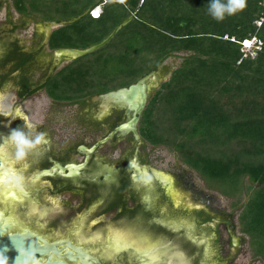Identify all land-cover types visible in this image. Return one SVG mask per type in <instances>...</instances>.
I'll list each match as a JSON object with an SVG mask.
<instances>
[{"label":"trees","instance_id":"16d2710c","mask_svg":"<svg viewBox=\"0 0 264 264\" xmlns=\"http://www.w3.org/2000/svg\"><path fill=\"white\" fill-rule=\"evenodd\" d=\"M98 1L12 0V6L21 15L61 22L83 15ZM207 3L106 0L99 18L88 14L55 29L50 44L85 49L133 15L93 53L112 73L111 79L98 72L95 77L110 82L96 85L93 74L75 70L78 58L51 76L46 90L55 102L80 103L128 87L159 71L170 57H180L149 99L139 133L148 144L172 151L208 190L232 199L233 209L241 208L239 230L254 258L264 261V0H245L243 10L219 22L207 14ZM253 37L261 48L244 56L242 42Z\"/></svg>","mask_w":264,"mask_h":264},{"label":"flooded vegetation","instance_id":"af4514ba","mask_svg":"<svg viewBox=\"0 0 264 264\" xmlns=\"http://www.w3.org/2000/svg\"><path fill=\"white\" fill-rule=\"evenodd\" d=\"M1 4L0 12L3 0ZM11 7L14 9L6 3L0 22V99L14 101L7 111L0 109V226L7 229L5 234L36 233L46 250L35 254L39 263L233 262L245 239L237 231L238 223L232 221L239 208L226 213L214 193L192 181L188 169L178 173L151 167L143 156L145 141L133 133L114 134L88 151L127 119L126 109L113 108L98 119L93 96L80 103H62L84 107L86 127L104 131L103 135L90 143L76 135L77 139L53 145L45 131L46 121L35 127L46 133L48 143L24 160H16L8 135L24 121L30 123L27 103L48 97V80L62 69L63 62L54 58L56 49L50 44L55 29L48 35L46 21L21 15L15 9L14 20ZM29 28V34L21 33ZM137 129L139 133V124ZM108 154H116L115 159ZM13 176L22 180L13 182ZM15 185L21 188L16 190ZM126 227H138L150 238L159 249L158 262L130 250L111 254L113 229ZM175 252L183 254L182 262L174 257Z\"/></svg>","mask_w":264,"mask_h":264},{"label":"water","instance_id":"95a60500","mask_svg":"<svg viewBox=\"0 0 264 264\" xmlns=\"http://www.w3.org/2000/svg\"><path fill=\"white\" fill-rule=\"evenodd\" d=\"M101 4L102 3L100 0L91 7H89L83 15L67 21H46L45 25L47 26V34L49 35L54 29L79 20L81 17L88 15L91 10L97 8ZM133 18V15L129 16L119 26H117L105 39L95 45H92L85 49L69 47L58 48L54 51L53 56L57 61H62L63 63L66 61L68 63L85 55L91 54L107 45L124 26H126L129 22L132 21ZM168 76L169 74L167 72L166 67H161L159 71L149 72L147 75L141 77L137 82L129 85L128 87H122L100 95L93 96L91 100L93 102L98 103L99 109L96 118L102 119L104 116L108 115L113 108L126 109L128 111V117L125 121L121 122L118 126H116L113 132H111L104 139L100 140L96 145L88 149V151L92 152L93 150H95L97 145L107 142L110 138L113 137L114 134L117 133H133L135 138L140 140L141 135L138 133L137 126L139 124L143 111L145 110L149 99L151 98L155 89H158L161 84L168 78ZM13 103L14 101L12 102L9 98H1L0 109L7 111ZM82 149L85 150L86 148L82 147ZM208 192L214 193L212 191ZM214 195L217 199V202L219 203L218 205L220 206V208L223 209L226 213H228L221 197L216 193H214ZM6 232L7 229L0 226V260L4 261L5 264H35V262L37 261L34 257L35 254H43L46 252V250H44L39 244L37 239L39 238V236L36 233L27 231L22 234L17 233L15 235L8 236L5 234ZM243 238H245V236H243ZM245 242L246 238L240 246L239 252L241 251ZM39 264L64 263H54L48 261V263Z\"/></svg>","mask_w":264,"mask_h":264},{"label":"rangeland","instance_id":"374dc122","mask_svg":"<svg viewBox=\"0 0 264 264\" xmlns=\"http://www.w3.org/2000/svg\"><path fill=\"white\" fill-rule=\"evenodd\" d=\"M3 9L0 12V22L4 19L5 13H6V3L9 5H12V0H3ZM14 8V7H13ZM11 14L14 20L17 19V14L11 7ZM32 30V28L27 29V32H21L23 35L29 34V32ZM20 33V34H21ZM81 43V41H80ZM83 44V43H81ZM94 53V52H93ZM88 54L83 57H80V59L75 62L72 66L73 68H78V72L82 73H91L92 78L96 80V85H104L105 83H109V81H106L107 78L111 77V71L110 68L104 69L101 63L98 62L97 54ZM96 55V56H95ZM181 62L180 57H170L166 60L164 65L162 67H166L167 72L169 74L168 78L171 76V73L174 69H176ZM69 63V62H68ZM66 61L62 64V66H65L68 64ZM61 66V67H62ZM74 70V69H73ZM98 75H104L106 74L107 78L104 80L101 76V79H97L95 77V74ZM87 76V75H86ZM86 76H82V78L79 76V79L82 81L88 80ZM111 79V78H110ZM166 79V80H167ZM165 80V81H166ZM157 89H155L156 91ZM154 91V92H155ZM153 92V94H154ZM152 94V95H153ZM26 109L29 110L28 113V120L30 123H32L34 126L36 125H42L45 124L47 121V130L49 133V138L53 145L57 143H61L62 141L68 140V138L71 139H77L76 135L79 136L78 140H83L85 142H93L96 138L103 135L104 131H96L88 129L86 126L87 124L82 121L83 117V110L84 107H80L78 105H68V104H55L52 100H50L48 97H45V99H32L30 100L27 105ZM145 146L143 148V156L145 159H147L150 164V166L158 168L160 170H168L172 172H178L181 173L184 169H188L191 174V179L201 186L202 188L206 189V186L204 182L198 177V175L188 168L185 164H183L176 155L170 151L165 146H153L145 142ZM104 148L103 150H105ZM101 150L100 152H102ZM99 152V153H100ZM110 159H115L116 154L107 155ZM78 160H81V157L78 158ZM210 191V190H208ZM216 194H218L221 199L224 202L225 208L228 213H230L233 208V200L227 199L220 195L219 193L212 191ZM243 202L246 201V197H243ZM241 208L237 209L235 211L234 216L232 217V220L234 223H238V215ZM239 235H243L240 232L239 229H237ZM226 236V235H225ZM246 242L244 246L242 247L239 254L234 258L233 262H224V264H264V261L261 258H254V256L251 253L249 243L247 236H245ZM227 249V247H226Z\"/></svg>","mask_w":264,"mask_h":264},{"label":"clouds","instance_id":"9594fccd","mask_svg":"<svg viewBox=\"0 0 264 264\" xmlns=\"http://www.w3.org/2000/svg\"><path fill=\"white\" fill-rule=\"evenodd\" d=\"M246 6L245 0H208L207 14L216 21H222L226 16H232L243 10ZM8 143L15 147V158L17 161L24 160L32 151L48 143L46 133L38 131L36 127L27 121L8 135ZM13 182L22 180L20 176H13ZM0 264H5L0 260ZM35 264H39L36 261Z\"/></svg>","mask_w":264,"mask_h":264},{"label":"snow or ice","instance_id":"6c2138e0","mask_svg":"<svg viewBox=\"0 0 264 264\" xmlns=\"http://www.w3.org/2000/svg\"><path fill=\"white\" fill-rule=\"evenodd\" d=\"M14 188L19 190L21 186L15 185ZM149 241L150 238L138 227L113 229L110 244L111 254H118L121 251L130 250L133 254H144L147 255L150 260L158 262L160 260V255L158 254L159 249ZM173 255L181 262L183 261L182 253L175 252Z\"/></svg>","mask_w":264,"mask_h":264},{"label":"built area","instance_id":"2783aa9c","mask_svg":"<svg viewBox=\"0 0 264 264\" xmlns=\"http://www.w3.org/2000/svg\"><path fill=\"white\" fill-rule=\"evenodd\" d=\"M106 2V0H101V5L98 6L97 8H100V14L96 16V14L94 15V12H95V9L91 10L90 11V15L93 17V18H99L100 15L102 14V8H103V5L104 3ZM261 22H258V25H260ZM261 41L258 40L256 37H253L252 39H246L242 42V46H243V52H244V56H247L248 54L251 55V56H254L255 55V51L254 49H260L261 48Z\"/></svg>","mask_w":264,"mask_h":264},{"label":"bare ground","instance_id":"6f19581e","mask_svg":"<svg viewBox=\"0 0 264 264\" xmlns=\"http://www.w3.org/2000/svg\"><path fill=\"white\" fill-rule=\"evenodd\" d=\"M94 13L96 14V16L99 15L100 14V8H96Z\"/></svg>","mask_w":264,"mask_h":264}]
</instances>
